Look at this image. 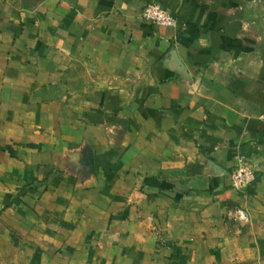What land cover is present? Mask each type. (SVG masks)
I'll return each instance as SVG.
<instances>
[{
    "label": "crops",
    "instance_id": "obj_1",
    "mask_svg": "<svg viewBox=\"0 0 264 264\" xmlns=\"http://www.w3.org/2000/svg\"><path fill=\"white\" fill-rule=\"evenodd\" d=\"M232 3L0 0V264H264V45Z\"/></svg>",
    "mask_w": 264,
    "mask_h": 264
},
{
    "label": "built area",
    "instance_id": "obj_2",
    "mask_svg": "<svg viewBox=\"0 0 264 264\" xmlns=\"http://www.w3.org/2000/svg\"><path fill=\"white\" fill-rule=\"evenodd\" d=\"M142 15L158 26H174L175 19L170 14V10L155 2L147 3ZM254 167L251 164L239 160L227 173L230 187L236 190L247 188L255 179ZM237 215L241 220H246L247 216L242 210H237Z\"/></svg>",
    "mask_w": 264,
    "mask_h": 264
},
{
    "label": "rangeland",
    "instance_id": "obj_3",
    "mask_svg": "<svg viewBox=\"0 0 264 264\" xmlns=\"http://www.w3.org/2000/svg\"><path fill=\"white\" fill-rule=\"evenodd\" d=\"M232 2L230 10L239 17L242 25L238 30L248 32L254 36L257 44L264 45V0H232ZM2 186L6 188V185ZM237 210L241 209L236 208L232 212V217L243 221L238 217Z\"/></svg>",
    "mask_w": 264,
    "mask_h": 264
}]
</instances>
